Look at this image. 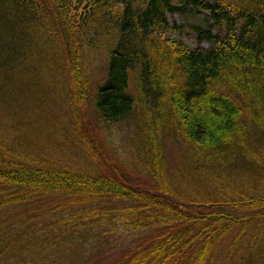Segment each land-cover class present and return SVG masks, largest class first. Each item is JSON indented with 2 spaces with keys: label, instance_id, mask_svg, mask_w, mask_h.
Returning a JSON list of instances; mask_svg holds the SVG:
<instances>
[{
  "label": "trees",
  "instance_id": "16d2710c",
  "mask_svg": "<svg viewBox=\"0 0 264 264\" xmlns=\"http://www.w3.org/2000/svg\"><path fill=\"white\" fill-rule=\"evenodd\" d=\"M196 3L0 0V264H206L212 251L230 250L223 241L234 229H253L251 219L264 224V193L240 189L264 170V0L206 3L218 31L195 26L209 43L197 49L173 38L182 26L169 17L195 18ZM99 51L102 75L91 80L83 59ZM54 75L65 77L72 110L87 94L99 120L137 112L138 152L140 146L146 160L159 156L161 129L181 143L180 164L169 167L178 192L193 183L201 191L205 183L239 195L187 200L129 182L117 169L99 174L88 147L96 167L89 171L52 157L27 126L39 123L47 106L31 80ZM203 106L220 121L212 123ZM71 117L70 126L77 121L88 135L81 118ZM91 141L103 155L102 143ZM130 231L139 238L126 245Z\"/></svg>",
  "mask_w": 264,
  "mask_h": 264
},
{
  "label": "rangeland",
  "instance_id": "374dc122",
  "mask_svg": "<svg viewBox=\"0 0 264 264\" xmlns=\"http://www.w3.org/2000/svg\"><path fill=\"white\" fill-rule=\"evenodd\" d=\"M215 1L216 0H196L197 3L191 8L190 12L195 15V18H189L187 13L170 15L169 17L172 22L178 23L182 26L181 32L178 31V33L173 34V38L183 43L184 46L191 48L197 49L201 47H208L209 43L206 40H203L201 35L197 34L195 26L201 28L203 27L205 29H214V32L218 31V28L214 27L210 22L209 14L206 11V3H215ZM90 54L91 57L88 54L86 59H83V62L87 72L89 73V70H91L92 74L89 78L91 80H95L98 76L102 75L105 57L100 51L96 54ZM86 63L89 64V67L85 65ZM93 68H95L94 72ZM31 82H34V92L37 95H40L39 97L41 99L46 101L47 106L41 109L43 112L41 113L42 116L39 118V123L32 122V124L28 125L27 127L31 131L29 129H25V134H38L39 136L36 137L38 140L37 144L39 146H43L44 144L46 151H49L47 153L52 157L54 156L56 159H61L73 166H79L82 169L89 171L96 167L91 168L92 166L89 164L91 162V157L88 156L84 150V147H88L89 151L91 150L93 155V161L96 162L97 167H99V174L108 173L110 169H117L118 172H121L123 174L121 175L129 182L138 184L140 181H143L156 187L167 188L172 192L179 194V197L184 199L186 198L187 200L197 199L218 201L224 196H229V194L231 196L236 194L235 191L230 189V187H220L223 184L205 185V183L201 185L204 187L201 191L196 190L199 189V187L194 183L191 184V186L184 184L182 189V191H187L188 193L203 192V196L201 193L200 195H194L186 194V192L182 191L178 192L174 189V187L177 185L181 186V182H179V177H176L175 174L171 172L169 167L171 161L173 162V165H178V163L180 164L179 161L181 160V151L183 148L182 145L180 146L181 143L172 142L171 138L164 136L162 134L163 129L158 131L159 138L161 140L159 141L161 142L159 156H155L154 153H149L146 160L143 157V154H141L140 146L138 152V137L135 124L138 117L137 112L136 114L134 113L132 117L119 122H110L102 119L99 120V115L95 111L90 95L88 96L85 94L83 97H79L80 100L77 102V108L75 110L71 109L72 106L68 96L66 95L67 92L65 91V86L67 85L65 77L60 76L59 79L55 75L44 79L39 77V79H33ZM74 93L75 92H73V94ZM38 104L39 102L37 98L34 101H31V105L33 106ZM200 110L216 121L212 123L220 121L214 114H212V112H208L206 107L203 106ZM71 112L74 114L72 117L76 119L81 118V124L84 122L85 127L83 129L85 133L86 131L88 132V135H84L81 132L77 121V125L74 124V126H70ZM30 118L33 119V116ZM77 126L79 130H77ZM27 130H29L30 134ZM83 136L86 139H83ZM93 136H95V138L102 143L104 148L103 151L100 150L103 155H100L99 157L93 151V143L91 141V137ZM154 143L155 142H147L148 148H155ZM187 145L188 144H186V146ZM38 149H40V147H38ZM193 150V147L190 148L187 155L190 160L191 157L189 154H192L194 152ZM262 152L264 153V148ZM143 159L147 164L149 163V166H147V164L145 165ZM163 160L166 165L163 163ZM171 168L175 169L176 167H172L171 165ZM263 175L264 170L263 174L260 173L259 177H254L255 175H253L250 177V180L247 179V181H243L242 185H240V189L242 190L244 188L248 191L260 190L264 193ZM227 188L229 189L228 191ZM210 193H212V195ZM248 199L249 198L245 201H248ZM130 201L132 200H121L125 207H130L128 206L132 203ZM122 208L123 207L121 205H118V214ZM251 220H254L256 223V225L254 224L253 229L247 228L241 231L234 229V231H232L234 235L230 234L231 237L228 238V240L223 241L225 249L229 250L227 245H231L230 250L223 253L212 251L211 255L209 254L208 256L211 259H209L206 264H264V224L260 225L261 221H258L257 219ZM113 223H116L117 226L120 227L119 231L125 228V225L121 220H114ZM126 234V237H122L125 244L127 241H131L139 235H132L131 231L126 232ZM138 238L139 237L135 239Z\"/></svg>",
  "mask_w": 264,
  "mask_h": 264
}]
</instances>
